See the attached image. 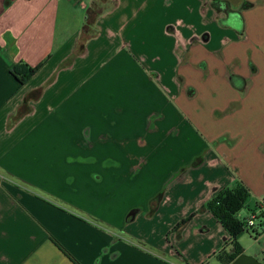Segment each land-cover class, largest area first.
<instances>
[{"label":"crops","instance_id":"1","mask_svg":"<svg viewBox=\"0 0 264 264\" xmlns=\"http://www.w3.org/2000/svg\"><path fill=\"white\" fill-rule=\"evenodd\" d=\"M212 1L0 0V264H264L202 209L264 196V0Z\"/></svg>","mask_w":264,"mask_h":264},{"label":"trees","instance_id":"2","mask_svg":"<svg viewBox=\"0 0 264 264\" xmlns=\"http://www.w3.org/2000/svg\"><path fill=\"white\" fill-rule=\"evenodd\" d=\"M212 7L218 14L233 15L237 14L241 17V11H234L230 6L222 0H213ZM253 4L244 2L242 9H250ZM242 20V19H241ZM39 68H20L14 67L11 70V74L17 79L19 85H25L38 71ZM234 76L231 77L233 81ZM251 199V192L249 188L242 182L237 181L235 186L227 189L220 190L211 197L202 209L210 212L224 229L230 234L232 243L237 251H239V240L248 233L245 229L243 220L238 218L239 213L247 208ZM189 222V218L179 223L176 229H182ZM253 234L258 235V231H254Z\"/></svg>","mask_w":264,"mask_h":264},{"label":"built area","instance_id":"3","mask_svg":"<svg viewBox=\"0 0 264 264\" xmlns=\"http://www.w3.org/2000/svg\"><path fill=\"white\" fill-rule=\"evenodd\" d=\"M263 218H264V196L261 199V204L258 211L252 213L247 219H243V222L245 224V229L247 230V232L253 233L254 231L260 229Z\"/></svg>","mask_w":264,"mask_h":264},{"label":"rangeland","instance_id":"4","mask_svg":"<svg viewBox=\"0 0 264 264\" xmlns=\"http://www.w3.org/2000/svg\"><path fill=\"white\" fill-rule=\"evenodd\" d=\"M96 184L98 186V189H105L106 188V183H104V182L102 183L101 181H98ZM243 212L245 213L244 210H243Z\"/></svg>","mask_w":264,"mask_h":264},{"label":"water","instance_id":"5","mask_svg":"<svg viewBox=\"0 0 264 264\" xmlns=\"http://www.w3.org/2000/svg\"><path fill=\"white\" fill-rule=\"evenodd\" d=\"M244 258H245V257L242 256V257L239 259V261L242 260V259H244Z\"/></svg>","mask_w":264,"mask_h":264}]
</instances>
